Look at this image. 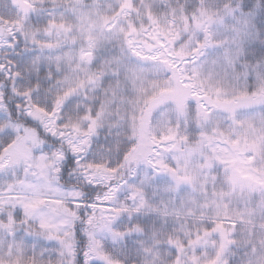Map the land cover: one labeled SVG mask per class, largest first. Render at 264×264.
I'll return each instance as SVG.
<instances>
[{
    "label": "snow or ice",
    "instance_id": "1",
    "mask_svg": "<svg viewBox=\"0 0 264 264\" xmlns=\"http://www.w3.org/2000/svg\"><path fill=\"white\" fill-rule=\"evenodd\" d=\"M0 264H264V0H0Z\"/></svg>",
    "mask_w": 264,
    "mask_h": 264
}]
</instances>
